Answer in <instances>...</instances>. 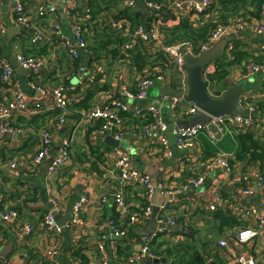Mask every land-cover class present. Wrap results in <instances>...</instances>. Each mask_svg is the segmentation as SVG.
I'll return each mask as SVG.
<instances>
[{
    "label": "crops",
    "instance_id": "0c3cea01",
    "mask_svg": "<svg viewBox=\"0 0 264 264\" xmlns=\"http://www.w3.org/2000/svg\"><path fill=\"white\" fill-rule=\"evenodd\" d=\"M28 7L35 11L37 5H53L57 7L56 17L48 16L47 21L56 23L63 33L76 44L71 30L69 17L65 14L64 3L58 0H25ZM102 9L98 13L107 12L111 16L120 12L123 16L133 21L134 25L147 19L144 11H137L125 7V0H117L107 6V0H93ZM166 5L163 13L170 12L166 21L167 26L179 23L182 18L190 21L201 22L200 17L183 5L181 9L172 6L173 0H154ZM217 4L219 0H214ZM12 4V1H11ZM80 8V4L76 5ZM10 8L3 11L0 0V22L7 28V33L0 39V53L4 55L15 69V80L26 89L29 95L33 93L27 86L28 72L15 60V55L23 51V45L27 47L29 56H43L39 50H46V65L35 72L34 78L42 80L45 85L54 86L65 84L69 79L74 86L73 92L81 89L80 82L90 70L89 60L82 52L79 66L74 67L75 59L71 58L63 48H55L53 38H50L43 46L34 47L30 44L27 33H23L17 26H12L9 19ZM250 10H254L253 5ZM140 12L141 15L136 13ZM261 17L247 15L245 18L259 20L264 23V7ZM228 42H235L236 50L253 53L256 56H264L259 47L264 43V33L259 34L252 28L236 29L233 26L229 34L224 37ZM223 39V40H224ZM51 42V43H50ZM156 55L154 56L155 59ZM224 59V58H222ZM100 61V60H99ZM251 61V60H250ZM249 63L242 62L230 68L225 87L224 82L217 86L209 85L212 95L220 90V96L228 87L241 81L246 82L243 95L256 103L262 99L263 80L261 73L253 71ZM100 78L98 93L93 99L107 100L112 97L125 99L121 87L126 84L131 91L137 87L138 74L132 70L130 62L113 60L112 57H104L99 62ZM164 73L168 75L165 80H157L150 88L146 100H131L133 106L146 107L156 105L168 124L165 137L168 140L166 150L155 135L146 136L142 132L143 121L127 117L125 121V136L115 145L107 142L109 133H102L97 122L82 121L81 111L69 107L67 120L64 124H58L56 113L38 114L30 118L21 119L19 125L22 133L0 137V201L4 209L15 208L19 212L18 220L8 224L0 220V245L2 250L9 245V252L5 257H0V264H53L52 256H48L51 247L57 248L54 259L61 264H70L75 257H84V264H100L98 244H102L106 251L108 264H128V258L139 248L138 239L140 233L154 232L159 226V217H170L175 220V225L166 224L169 231L159 235L152 246L156 254V262L160 264H237L236 257L240 254L253 255L256 264H264V226H259L258 221L250 219L244 214L245 207L257 208L259 214L264 217V208L261 206L264 193L258 186L256 174L264 175V167L261 161L249 162L235 159V152L240 145V133L251 132L264 146V132L261 125H255L251 130L245 131L238 128H230L225 134H218L215 140L202 134L197 139L194 148L184 149L176 145V132L180 128V121L191 116L185 111L193 106L189 101L182 104L174 111L171 102H162L161 97L167 93L180 92L184 79L174 70V65L168 58L163 62ZM187 78V77H186ZM80 85V86H79ZM183 90V89H182ZM34 96H38L37 93ZM215 96V95H214ZM217 97V96H216ZM263 114H261L262 116ZM51 125L53 149L49 156L40 164H35L31 156L36 155V150L41 139V131ZM1 134V133H0ZM64 138H70L71 161L65 169L57 175L48 174V166L59 153ZM120 152H127L132 158L133 167L146 173L156 185L162 181L168 191L160 192L158 189L150 199L152 214L144 224L131 226L121 239H113L111 236L110 222L115 218L120 223H127L116 208L114 194L122 191L128 205V212L140 211L149 204L141 186L129 184L122 185L118 179L115 156ZM169 156H165V153ZM226 154L231 161L230 169L215 168L208 171L206 165L216 156ZM18 161L16 168L10 165ZM205 175V184L188 189L180 193H171V189L184 186L190 176ZM219 184L224 206L219 210L229 211L236 216L239 224L224 230L218 229V223L214 218L216 212L206 209L212 199V187ZM33 186L26 194L24 187ZM251 187L252 195H244L243 188ZM103 196L107 201H103ZM86 198L81 214V222L72 228L64 230L61 235L46 232L42 227V221L48 212L58 217V224L64 225L73 216V205L82 198ZM53 200L58 202L59 211L54 210ZM158 206V208L156 207ZM232 206V207H230ZM155 208L158 209L156 223H151ZM243 213V214H242ZM121 216V217H120ZM23 223L34 225L33 233L22 236L20 226ZM258 225V236L240 243L238 232L245 228ZM151 232V233H152ZM227 240V246L221 247L220 240ZM130 245L128 257L125 252L120 253V247ZM126 249V248H125ZM124 249V251H125ZM179 249V250H176ZM79 250L82 256H75ZM2 253V251H1ZM127 253V254H128ZM149 262V261H148ZM145 261V264H149Z\"/></svg>",
    "mask_w": 264,
    "mask_h": 264
},
{
    "label": "built area",
    "instance_id": "2783aa9c",
    "mask_svg": "<svg viewBox=\"0 0 264 264\" xmlns=\"http://www.w3.org/2000/svg\"><path fill=\"white\" fill-rule=\"evenodd\" d=\"M11 8L9 13V19L12 26H17L21 30H25L29 42L34 47L43 46L50 38L56 41L54 49L59 47L63 48L71 58L77 60L81 59L82 53L78 49H82L84 55L89 60L90 70L83 77L80 82L81 89L73 92L74 86H66L65 84H59L54 86L45 85L42 80L34 78V73L41 70L47 62L46 55L43 56H29L23 51H19L15 55V60L24 70L28 72L27 86L33 93L29 95L24 87H22L15 80V69L9 60L0 53V133L6 136H12L14 134L22 133L23 128L19 125L20 120L30 118L38 114L56 113V120L58 124H64L67 120L69 113V107L72 103L81 100L88 90L95 89L102 81L100 78L99 62L104 59L100 55V52H96L92 48L93 44V23H97L99 27L111 29L114 33L120 34L126 37V42L123 43V58H113V60H122L124 62L129 61L132 56L131 51L142 43L143 51L148 54L149 59H154L157 51H163L174 65V70L184 77L180 92L167 93L161 97L162 102H171V107L174 111L180 108V106L188 99L186 97L188 92L187 72L185 68V55L192 54L199 56L208 52L216 44L226 37L231 31L233 26L236 29H243L245 27L252 28L259 34L264 33V23L246 18H236L231 21L230 24H217V26L211 31L206 40L201 42L197 51L194 44L190 41H180L172 44H166L164 41V35L161 30L163 11L166 9V5L154 0H144L146 7L150 11V21L141 22L140 24L133 25L131 21L118 12L116 15L111 16L107 12L91 13L88 8V2L90 0H63L65 3V14L69 17L71 30L76 40V44L72 42L61 30V28L53 21L48 22V16L56 17L57 7L53 5H37L35 11L31 10L25 0H11ZM136 0H125V7L133 8ZM80 4L83 8L82 11H76L75 6ZM172 6L181 9L183 5L187 7L194 16L200 17L201 22L197 23L192 21L194 26L202 25L209 19L216 16V9L219 7V3H215L214 0H173ZM191 20V19H189ZM90 26V27H89ZM7 33V28L0 22V39ZM51 43V42H50ZM147 52L144 50V48ZM236 49L235 42H228L225 48L224 61L233 59V52ZM259 51L264 54V43L259 47ZM256 56V55H255ZM100 60V61H99ZM250 68L253 71L261 73L263 80L262 99L264 100V62L258 63L250 61ZM219 62L212 61L208 63L202 72L203 78L208 83V90L210 79L220 70ZM133 70V69H132ZM168 75L164 73L162 68H157L155 73L138 75L137 87L135 91H131L126 84L121 89L123 91L125 99L119 97L110 96L107 100L95 101L89 109H84L82 113V121L86 122H100L99 128L102 133H109L116 139L120 140L125 136V121L127 117H133L139 119L144 123L142 132L146 136L155 135L159 137V142L167 150L168 140L165 137V132L168 130V124L163 119L158 107L156 105H148L146 107L133 106L129 104L131 100H146L149 95L150 88L157 80H165ZM79 85V86H80ZM183 89V90H182ZM210 92V90H209ZM37 93L38 96H34ZM211 94V92H210ZM212 95V94H211ZM213 96V95H212ZM240 105L242 106V113L240 115H219L210 116L208 124H196L185 128H179L176 132V145L179 148L189 149L194 148L197 139L200 135L205 134L209 139L215 140L218 134H225L230 128H238L245 131L251 130L255 125H261L264 132V115L261 116L255 103H253L249 97L245 95L240 96ZM199 112V109L193 105L185 111L188 116L195 115ZM52 132L51 125L48 124L41 131V139L36 150V155L31 156V160L35 164H40L44 159L52 152ZM70 138H64L59 153L56 157L51 159L48 166L49 175H57L61 173L65 167L71 161L70 155ZM169 153H165V156H169ZM116 162V169L118 171V179L122 185L134 184L141 186L144 189L145 196L148 199L149 204L142 208L140 211L128 212V205L125 200L122 191H118L114 194V201L116 208L122 216H126L124 219L127 223H120L116 218L110 222L111 236H123L126 231L134 225L144 224L148 221L152 214V207L150 204L151 197L155 194L156 190L160 192L168 191L167 186L159 181L156 185L152 182L150 177L143 173L141 170L133 167L132 158L127 152H120L119 155L113 156ZM229 156L226 154H220L216 156L209 164L206 165L208 171H212L215 168L230 169ZM18 161L11 163V169H15ZM259 188L264 193V175L261 172L256 174ZM205 175L199 174L190 176L186 179V183L182 188L176 187L171 189V193H180L189 187L198 188L205 184ZM33 186L27 185L24 187L26 194ZM242 193L244 195H252L254 193L251 187L243 188ZM212 199L207 204L206 209L211 212H216L220 207L224 206V197L219 184H215L211 190ZM103 201H107V197L103 196ZM87 199L84 197L73 205V216L70 220H67L64 225L58 224L57 220L52 212H48L43 221L42 227L46 232H52L56 235H61L64 230L72 228L75 224L81 222V214L84 204ZM54 210L59 211L60 206L56 200H53ZM261 206L264 208V200L261 202ZM232 207V206H230ZM244 214L254 221H258L259 226H264V217L259 214L257 208L250 205L245 207ZM243 214V213H242ZM121 217V216H120ZM19 218V212L15 208L4 209L0 201V220L5 223L13 224ZM158 228L150 233L139 236L138 244L139 248L128 258V264H145V261L149 264L157 263L156 254L153 252L152 246L154 241L159 235H162L169 231L166 224L175 225L176 222L170 217H159ZM258 225L252 228H245L238 232L237 238L240 243H247L260 232ZM22 236H30L34 231V225L31 223H23L20 226ZM221 247L227 246V240L223 239L219 241ZM2 246L0 245V257ZM98 252L100 256V264H108L106 258V251L102 244H98ZM57 254V248L51 247L48 250L47 255L52 256L53 264H61L54 259V255ZM237 264H256V258L253 255L240 254L236 257ZM70 264H84V260L81 257H75L71 259Z\"/></svg>",
    "mask_w": 264,
    "mask_h": 264
},
{
    "label": "trees",
    "instance_id": "16d2710c",
    "mask_svg": "<svg viewBox=\"0 0 264 264\" xmlns=\"http://www.w3.org/2000/svg\"><path fill=\"white\" fill-rule=\"evenodd\" d=\"M117 0H107V6L110 3H115ZM219 7L216 9V16L212 19H209L208 22L202 23V25L194 26L192 21L182 18L179 23L174 24L172 26H167L166 21L169 19L171 13L167 12L163 13L162 17V26L161 30L164 35V41L166 44H172L180 41H190L194 44L195 50L197 51L198 46L201 42L206 40L210 35L211 31L217 26V24H230L231 21H234L236 18H245L247 15H251L257 18L261 17V13L264 7V0H219ZM88 8L91 13H98L102 9L100 5H97L95 1L90 0L88 2ZM253 5L254 10H250V7ZM76 11H82L83 8H77L75 6ZM137 15H141L140 12L136 13ZM147 19L142 22H149L150 15L147 14ZM130 21L133 24V21ZM134 25V24H133ZM93 44L92 48L96 52H100V55L103 57H112V58H123V43L126 42V37L114 33L113 30L108 29L107 27L101 28L97 23H93ZM89 26V27H90ZM25 34L26 31L23 30ZM142 47V43L139 45ZM136 47L131 51L132 56L129 58L132 69L138 75L151 74L155 73L157 68H162L164 70L163 62L168 61L167 55L163 51H157L155 53V59H149L148 54H146L143 49ZM23 52L26 53L27 47L23 45ZM144 50L147 52L145 47ZM237 48V47H236ZM45 55L47 52L45 49L39 50V54ZM250 60L258 63L264 62V56H255L253 53L246 52L243 50H234L233 59L229 61H224L222 58L217 59L220 64V70L213 75L210 79V84L215 87L220 82L225 83V87L227 86V76L230 75V68L234 65L241 64L242 62L249 63ZM79 59L75 60L71 66H73V70L75 72V68L79 66ZM75 67V68H74ZM65 85H69V79H65ZM97 86L94 90L90 89L86 93V95L79 101L72 103L71 108L74 109H89L93 104V99L98 93ZM220 90H217L213 97L220 96ZM255 105L261 114L264 115V100H258ZM50 114V113H48ZM100 125V122H97ZM235 159L238 161H244L246 164L254 161H261L262 166L264 167V146L261 144L260 140L256 139L251 132H241L240 133V145L235 152ZM231 164V161H229ZM214 218L218 223V229L224 230L228 227H232L233 225L239 224L236 216L232 215L229 211L218 210L214 214ZM129 244L125 245L123 249L120 247V253L125 252V256L128 257L130 253H128ZM126 248V249H125ZM125 249V251H124ZM179 250V249H176ZM128 253V254H127ZM75 256H82V253L77 250L74 254ZM84 259V257H83Z\"/></svg>",
    "mask_w": 264,
    "mask_h": 264
},
{
    "label": "water",
    "instance_id": "95a60500",
    "mask_svg": "<svg viewBox=\"0 0 264 264\" xmlns=\"http://www.w3.org/2000/svg\"><path fill=\"white\" fill-rule=\"evenodd\" d=\"M3 4V11L7 12L8 8L11 7V0H1ZM59 4L64 3L63 0H58ZM65 9V3H64ZM134 9L137 11H144L149 14L150 11L146 7L144 0H136ZM228 43L227 39L221 40L216 44L211 50L203 53L199 56H194L192 54L185 55V68L187 72V83L188 92L187 99L190 103L195 105L199 112L186 120L180 121V128H185L188 126H193L196 124H208L210 116L219 115H240L242 113V106L240 105V96L246 87V82L241 81L227 88V90L219 97H213L208 90V83L203 78L202 72L204 67L217 59L223 58L225 53V48ZM80 53L83 52L82 49H78ZM0 137L6 138V135L0 134ZM107 142L110 144L113 142L115 145L120 144V142L114 140L113 136L107 137ZM158 208V206H156ZM155 208L154 214L152 216L151 223H156L157 211ZM58 221L57 215L55 216ZM152 231H148L146 234H150ZM144 234V232H141ZM113 239H121L122 236L112 237ZM10 246L7 245L2 250V257L6 256L9 252Z\"/></svg>",
    "mask_w": 264,
    "mask_h": 264
}]
</instances>
